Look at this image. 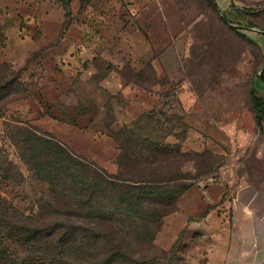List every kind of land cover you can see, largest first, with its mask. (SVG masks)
Instances as JSON below:
<instances>
[{"label": "rangeland", "instance_id": "rangeland-1", "mask_svg": "<svg viewBox=\"0 0 264 264\" xmlns=\"http://www.w3.org/2000/svg\"><path fill=\"white\" fill-rule=\"evenodd\" d=\"M245 5L234 31L207 0H0V68L23 89L0 102V144L18 163V128L50 133L114 173L106 126L164 111L168 125H185L176 129L181 148L200 155L174 183L192 187L155 238L168 249L182 232L162 264H236L233 254L264 264V121L260 128L250 94L254 82L264 99V0ZM212 35L215 55H205ZM33 190L32 180L0 179L1 197L25 213ZM220 195L228 213L190 221ZM239 210L248 224L237 231ZM215 228L226 233L201 236Z\"/></svg>", "mask_w": 264, "mask_h": 264}, {"label": "trees", "instance_id": "trees-1", "mask_svg": "<svg viewBox=\"0 0 264 264\" xmlns=\"http://www.w3.org/2000/svg\"><path fill=\"white\" fill-rule=\"evenodd\" d=\"M57 1L66 7L68 0ZM207 1L236 31L233 21ZM216 44L212 35L202 51L214 56ZM4 72L0 68V102L23 91L19 79ZM257 76L264 82V70ZM258 91L251 82L254 117L261 128L264 99ZM165 117L164 111H151L117 130L106 126L117 151L114 173L50 133L18 128L12 140L18 163L0 144V179L13 187L29 180L34 184L33 195L24 197L27 213L0 195V264H162L170 259L182 232L168 249L158 247L155 238L164 218L177 212L179 199L192 187L174 183L186 178L184 165L198 163L200 153L181 148L176 129H184V123L168 125ZM169 137L176 140L169 142Z\"/></svg>", "mask_w": 264, "mask_h": 264}, {"label": "crops", "instance_id": "crops-1", "mask_svg": "<svg viewBox=\"0 0 264 264\" xmlns=\"http://www.w3.org/2000/svg\"><path fill=\"white\" fill-rule=\"evenodd\" d=\"M248 1L249 0H213V2L215 3V5L217 6V8L219 10L224 12L226 16H230V19L233 18V19H231L233 22L236 19V16H238V14L235 11V9L236 8H240L241 6H246L245 3L248 2ZM180 199L178 201V208H179ZM224 205H225V199H224V197L221 198V195L219 196V199L216 200V201L212 199L211 201L204 202L198 208V210L192 215V217L190 218V221L200 222L202 219L207 218L208 215H210V213L213 210H217L218 214L228 213L229 211L225 212V208H223ZM179 209L177 210V212L179 211ZM177 212H175V213H177ZM221 215L223 216V214H221ZM243 216H245V214H243V212H240V210H239L237 212V216L235 217V226L237 227V231L240 230V228L243 227L244 225L248 224V221H247L248 218L243 219ZM221 221H222V218L220 219V222ZM220 226L222 227V224L219 225L218 228ZM218 228L212 229L211 232L210 231L207 232L206 235H201L199 233H196V234H194V236H200V235L201 236H223V234H225L226 232H224L222 229H218ZM236 236H244V235L242 233H237ZM233 255H234V258H235L233 261L237 262L236 264H239L240 263L239 259H237L235 254H233ZM239 256L240 255L238 254V257ZM221 264H225V262L221 261ZM230 264H234V263L230 262Z\"/></svg>", "mask_w": 264, "mask_h": 264}, {"label": "water", "instance_id": "water-1", "mask_svg": "<svg viewBox=\"0 0 264 264\" xmlns=\"http://www.w3.org/2000/svg\"><path fill=\"white\" fill-rule=\"evenodd\" d=\"M212 2H213V0H212ZM214 3V2H213Z\"/></svg>", "mask_w": 264, "mask_h": 264}]
</instances>
